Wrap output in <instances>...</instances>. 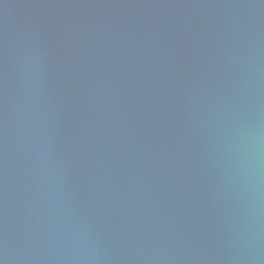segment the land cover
Masks as SVG:
<instances>
[{"label":"water","instance_id":"1","mask_svg":"<svg viewBox=\"0 0 264 264\" xmlns=\"http://www.w3.org/2000/svg\"><path fill=\"white\" fill-rule=\"evenodd\" d=\"M0 264H264V0H0Z\"/></svg>","mask_w":264,"mask_h":264}]
</instances>
